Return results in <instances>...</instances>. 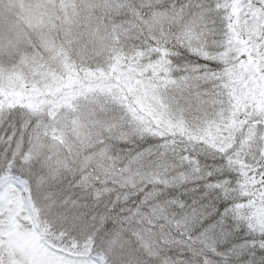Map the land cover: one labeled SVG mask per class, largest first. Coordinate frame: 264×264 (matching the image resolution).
Segmentation results:
<instances>
[{
  "label": "snow or ice",
  "instance_id": "snow-or-ice-1",
  "mask_svg": "<svg viewBox=\"0 0 264 264\" xmlns=\"http://www.w3.org/2000/svg\"><path fill=\"white\" fill-rule=\"evenodd\" d=\"M66 7L36 5L46 29L39 36L0 32V48L28 55L36 48L61 80L75 75L99 85L83 104L73 103L85 139L76 144L73 168L56 176L60 195L51 187L44 197L72 209L87 201L83 218L61 216V238L75 237L78 248L94 213V241L116 237L112 264H264V0ZM76 24L82 30L73 32ZM55 32L66 34L67 45L99 42L100 58L77 64L63 44L60 57L56 48L45 52L41 37ZM50 115L47 107L0 96V264H19L21 233L9 204L18 192L27 189L33 208L20 202L29 216L35 211L34 236L44 235L43 213L52 208L33 194L54 179L34 153ZM27 256L26 264L42 256L72 260L35 243Z\"/></svg>",
  "mask_w": 264,
  "mask_h": 264
},
{
  "label": "trees",
  "instance_id": "trees-1",
  "mask_svg": "<svg viewBox=\"0 0 264 264\" xmlns=\"http://www.w3.org/2000/svg\"><path fill=\"white\" fill-rule=\"evenodd\" d=\"M42 0H0V32L15 31L20 34L27 35L29 32L39 36L42 32L46 33L45 26L40 20L36 5ZM45 2H58V0H45ZM93 2V0H69L66 11L71 12L73 5H82ZM61 4V3H60ZM62 5V4H61ZM64 6V5H63ZM77 29L82 30L81 24L73 26L72 31ZM67 47V54H70L72 59L77 63L82 61L85 63H94L97 58H100L101 48L100 43L93 44L91 42L82 41L67 45L66 34L64 32H55L52 36L41 37L40 47L45 52H52L54 48L55 57H60V45ZM29 52L33 55L25 53H17L15 50L0 48V96L12 99L17 103H23L26 106H31L33 109L39 110L47 107L51 115L49 117L52 126L47 129L44 138L37 144L34 155L43 158V166L47 171L53 174L54 183L52 184V192H55L57 197L60 195L59 185L60 179H56L58 174L68 172L73 168L75 161V147L78 141L85 139L86 130L74 120L72 110L73 103L77 100L83 104L86 93L92 91L93 87L99 85H91L73 75L71 78L64 77L62 80L56 76L41 59L40 52L36 48H29ZM106 58V55L105 57ZM39 80V85L33 89L25 90L26 85L33 78ZM74 78L75 80H72ZM125 79H129L125 77ZM136 83H139L136 81ZM87 161L85 160V165ZM61 179L63 176L61 175ZM71 179V176H69ZM67 187V185H65ZM51 195V192L49 193ZM71 195V193H70ZM23 197V203H27L29 208H33L32 200L29 197L27 189L22 193H17V199L21 204L22 219H26L33 224V216H29L20 202V197ZM47 205L52 209L60 208L62 211L52 215L54 223L60 227L58 236L64 235L65 232L61 228V216L64 213L71 215H80L81 218L87 215L88 208L85 207L83 199H78L79 207L72 209L69 204L67 208L63 207L62 202L58 199L47 200ZM92 216H87V228L79 234V247L77 248V240L75 237H69L68 247L59 249L58 251L66 253L72 257L67 264H83V261L90 255L91 264H112V249L117 247L116 237L105 233L99 241H94L96 233L100 227L92 228ZM103 224V218L100 220V226ZM52 227L47 218L42 220L41 231L48 232ZM71 231L70 228L67 229ZM90 233V234H88ZM35 237V236H34ZM40 239V237H37ZM40 246L39 243H36ZM78 249V250H77ZM42 260H49L51 264H59L55 257L42 256ZM39 264H42L39 262Z\"/></svg>",
  "mask_w": 264,
  "mask_h": 264
},
{
  "label": "clouds",
  "instance_id": "clouds-1",
  "mask_svg": "<svg viewBox=\"0 0 264 264\" xmlns=\"http://www.w3.org/2000/svg\"><path fill=\"white\" fill-rule=\"evenodd\" d=\"M41 163L43 165V158L41 157ZM45 172L47 169L44 167ZM69 182H71V179H69ZM52 185L48 186H38L37 190L34 192V199L36 202L42 206V208L46 209L47 208V202L45 200V193L51 188ZM87 202L86 200H84ZM62 211L60 208L52 209L51 212L45 211L43 213V218H47L49 220V223L52 224L51 229L44 233V235L40 238L39 244L40 247L46 251H58L59 249L66 248L68 247V240L67 239H62L61 237L58 236V233L60 231V227L57 226L54 221L52 220V215ZM90 211V209H88ZM22 226L25 230L31 231L30 225L27 223H24L21 221ZM79 235V234H78ZM78 250V249H77ZM17 261L19 264H26V260L28 259L27 252L24 253H18L16 256ZM5 261H7V256H5Z\"/></svg>",
  "mask_w": 264,
  "mask_h": 264
},
{
  "label": "rangeland",
  "instance_id": "rangeland-1",
  "mask_svg": "<svg viewBox=\"0 0 264 264\" xmlns=\"http://www.w3.org/2000/svg\"><path fill=\"white\" fill-rule=\"evenodd\" d=\"M60 1V3L62 4V6H66L69 0H58ZM36 80V78L34 77L30 83L28 85H26V89L25 90H29V89H33L35 86L39 85V84H34L33 81ZM72 80H75L74 78H72ZM9 204L13 205L16 207V212L14 214V220L16 223V230L17 232L21 233V236L19 238V245L17 248V251L19 253H24V252H29L32 247H33V243H35V238H34V234L32 233V227H31V231L25 230L22 226L21 221H23L24 223H27L28 225H30L28 222H26V220L22 219V209L21 208V204L19 203V200L16 201H10ZM5 220V214L3 212H0V222H3ZM39 262H41L42 264H51V261L49 260H42V257L40 258Z\"/></svg>",
  "mask_w": 264,
  "mask_h": 264
}]
</instances>
